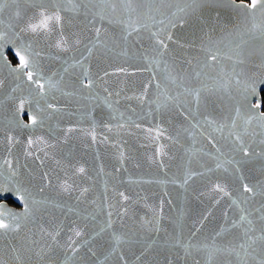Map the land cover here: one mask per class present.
Listing matches in <instances>:
<instances>
[{"label":"water","instance_id":"obj_1","mask_svg":"<svg viewBox=\"0 0 264 264\" xmlns=\"http://www.w3.org/2000/svg\"><path fill=\"white\" fill-rule=\"evenodd\" d=\"M250 2L208 0L202 9L203 22L195 29L191 20L170 29L175 42L169 43L170 55L166 59L170 65L174 63L172 76L179 73L185 77L182 84L179 80L164 81L162 69L147 71L138 55L132 57L133 51L139 54L149 46L147 31L134 41L129 57L116 56L119 48L105 53L98 44L97 50L83 63L93 78L119 67L127 69V73H115L103 81L96 79L92 92L99 93L101 101L106 95L104 88L120 92L119 97L110 98L113 103L109 109L79 90L77 77L82 68L72 65L87 56L86 46L95 42V27H101L102 40L106 38L109 47L120 43L119 27L107 22L101 24L98 17L93 22L92 14L86 15L84 8L78 13L65 12L63 9L71 6L58 0L66 21L63 36L69 49L63 51L56 47L61 39L59 31L47 35L24 30L29 22H35L39 11L53 8L50 0H3L0 35L4 38L0 52L5 59H0V187L8 191L0 193L4 195L0 201L5 205L0 211L5 212L2 218L6 223H11L8 213L24 217L25 202L30 212L20 221L19 231L0 233V264H66V256L72 254L68 245L73 240L77 241L79 251L67 264H195L196 261L204 264L202 254L185 257L181 248L172 246V239L176 236L187 239L196 232L193 242H211L225 223L226 212L229 221L238 218L231 199L240 197L239 174L232 169L228 173L206 171L214 167L213 160L205 155L215 154L209 135L222 152L231 153L234 136L230 137L228 132L231 120L236 119L233 131L241 133L256 151L264 147L258 143L264 138L259 135L264 129L257 127L261 122L254 120L247 126L244 123L247 115L264 113V41L243 27L247 23L246 10L234 7ZM175 10L174 7L163 9L165 13ZM98 11L99 8L93 9ZM256 20L264 22V16L258 14ZM208 36L213 43H207ZM202 40L205 49L201 48ZM238 44L240 49L236 47ZM206 50H211L218 59L209 60ZM238 51H242L243 64L238 63ZM16 52L28 60L34 79L39 77L44 85L43 92L27 79L28 69L23 75L20 73ZM65 67L69 69L67 72ZM50 80L54 87L49 88ZM238 80L241 84L236 83ZM245 83L254 85L256 91L245 93ZM145 87L148 101L155 99L158 91L176 95L183 93L184 88H203L211 92H201L198 108L192 96L184 94L180 100L187 103L181 107L170 104L167 109L156 110L154 104L135 98ZM49 104L53 107L49 108ZM256 105L260 107L257 109ZM249 106L253 111H249ZM236 108L241 109L238 117ZM205 116L215 123L205 124ZM33 118L35 125L31 123ZM220 124L229 127L221 132L217 130ZM246 127L248 134H244ZM69 128L74 130L69 132ZM157 128L164 130V136L158 140L155 139ZM29 139L34 141L31 147ZM158 149L167 153L158 157L163 160V168L150 161ZM80 166L85 168L84 174L75 171ZM187 168L204 171L205 175L194 177L186 188L168 182ZM242 174L252 182L264 179V158L252 157ZM66 180L73 186L69 192L60 188ZM215 183H221L231 198L213 191ZM83 188L88 191L81 195ZM121 192L129 199L123 200ZM10 199L15 204L9 203ZM161 201L159 230H149L152 226L145 225L160 212ZM125 210L126 214L119 215ZM108 213L112 227L101 232L109 220ZM73 229L81 230L82 236L76 237ZM238 232L239 229H234L231 234L217 237V242L224 243ZM46 233L56 235V240ZM113 233L123 237L119 246L113 240ZM113 248H116L114 253ZM120 255L124 260L119 259Z\"/></svg>","mask_w":264,"mask_h":264},{"label":"snow or ice","instance_id":"obj_2","mask_svg":"<svg viewBox=\"0 0 264 264\" xmlns=\"http://www.w3.org/2000/svg\"><path fill=\"white\" fill-rule=\"evenodd\" d=\"M50 2L53 4V8L51 10L45 9L39 11L37 13V17L34 18L35 22H29L24 30L30 31L32 33H43L47 35H51L52 33L59 31L61 34V39L56 42V47L63 51H68V40L63 36V25L66 22L65 17L61 15L62 9L58 6V0H50ZM228 2L232 3V0H228ZM63 3L71 6L70 8H64L63 11L65 12L78 13L81 8H84L86 15L88 13L92 14L93 22L95 21V18L98 17L101 24L107 22V24L115 25L120 29V43H114L112 47H109L107 39L105 38L102 40L101 27H95V42H90V47L86 46L87 56L77 60L75 64L72 65V67L80 65L82 68L80 75L77 77L79 90L87 92L88 99L100 102L107 108L111 109L113 101H111L110 98L113 95L119 97L120 92L117 91L113 93L109 91L108 88H104L103 91L106 93V95L101 101L99 93L93 94L92 89L96 87V79L103 81L104 78L109 75H113L115 73H127V69L124 67H119L113 72L104 71L103 76L93 78L90 73V69L84 68L83 63L88 59V57L93 55L94 50H97L98 44L103 46L105 53H112L115 49L119 48L120 51L115 52L116 56L129 57L130 49L134 47V41L141 39L142 32L147 31L149 33V46L144 48L139 54L133 51L131 53L132 57H136L138 55L139 59L144 61L145 70L147 71L152 72L153 70L162 69L165 73L163 78L164 81L171 80L172 83H176L179 80L182 84L185 77L179 73L175 77L172 76V71H175L174 63L170 65L168 59H166V57L170 55L169 43L175 42L173 33L170 29L175 28L177 24L183 26L184 24L189 23L190 20L192 22L193 28L195 29L198 23L203 22L202 9L206 6L208 0H78V2H74V0H63ZM165 7L168 9H172L174 7L176 10L165 13L163 11ZM234 7L244 8L246 10L247 14L244 19L247 21V23H245L243 27L247 29V32L252 33L254 36L258 35L259 38L264 41V22H257L256 20L258 14L264 16V0H251V2L248 4L242 3L239 5H234ZM95 8H99L100 11L93 12V9ZM2 10L3 0H0V11ZM17 15H19V13H17ZM248 24H250V27H248ZM153 27H155V31L152 30ZM3 38L4 37L0 35V42L3 41ZM76 43H79V40H77ZM207 43H213L211 36L207 37ZM181 47H183V45H181ZM205 47V41L202 40L201 48L205 49ZM236 47L237 49H240L239 44ZM15 55L19 58L20 73L23 75L24 70L28 69L27 79L29 81H33L37 88L43 92L44 85L40 82L39 77L34 79V70L31 69V66L28 60H26L25 56L21 55L20 52H16ZM206 55L211 61H216L218 59V56L213 54L211 50H206ZM241 57L242 51H238L237 60L239 64L244 63V60ZM0 59H5L3 52H0ZM6 63H10V60L6 61ZM68 70V67L64 68L65 72ZM199 75L200 73L197 72L196 76L198 77ZM236 83L241 84V81L238 80ZM54 86L55 85H53L50 80L49 88ZM156 87L159 90L160 83H157ZM202 91H208L210 93L211 89L184 88L183 93H177L176 95H169L167 92L158 91L156 98L148 101L147 87H145L144 91L135 98L140 100L142 103L150 102L156 106V110H160L162 108L167 109L170 104L174 107H181L182 103H187V101L185 100L182 102L180 100V96L186 94L187 96H192L193 102L198 108L201 103ZM243 91L245 93L250 91L255 92L256 89L254 85L249 86L245 83L243 85ZM161 97H163V100H161ZM115 103H118V100L115 101ZM48 107L52 108L53 105L49 104ZM259 107L260 105H256L257 109ZM249 111H253L251 106H249ZM240 112V108L235 109L237 117L240 116ZM254 120L261 122L257 125L259 129H264V113L257 112L255 115H247L244 123L246 126L251 125ZM204 122L207 125L215 123V121L208 116L204 117ZM31 123L33 125L36 124L35 118L32 119ZM131 123L136 127H139V125L135 124V121H132ZM236 123V119L231 120V125L228 132L230 137L234 136L231 153L225 154L222 152L221 149L217 147L215 143H213V137L209 135V143L213 144L215 154L205 153V155H208L214 162V167L207 168V172L223 170L225 173H228L229 170L232 169L235 173L239 174L237 178L240 182L238 188L240 197L237 199H231L232 205H235L238 211V218H234L229 221L227 219L228 214L226 212L225 223L220 226L219 231H217L211 238V242H193L192 237H195L196 232H193L191 237L187 239H182L180 236H176L172 239V246L181 248L185 257L193 256L194 253L202 254L204 258V264H264V179H257L255 182H252L242 174L244 165L247 164L252 157L264 158V147H262L260 151H256L251 144L246 143L241 133L233 131V129L236 128ZM198 125L199 122L197 121L196 126ZM105 126L107 127V125ZM120 126L122 127L123 125ZM225 127H229V125L220 124L217 126V130L222 132ZM73 130L74 129L72 128L68 129L69 132ZM109 130L111 129L109 128ZM244 134H248L247 127L244 129ZM253 135L257 134L253 133ZM259 135L264 137V133H259ZM162 136H164V130L157 128L155 139L158 140ZM167 138L172 139L171 137ZM92 140L94 142L96 140L94 134L92 135ZM33 143V140H28V145L30 147L33 145ZM258 143L260 145H264V138H260ZM28 154L31 155V152ZM160 156H167V153L158 149L156 156L151 157L150 161L163 168V160L158 158ZM238 156L239 158H237ZM190 163L191 160L189 161V164ZM75 171L77 173L84 174L85 168L80 166L76 168ZM203 175H205L204 171H196L194 169L187 168L184 170L182 175L168 182L178 184L180 187L186 188L194 179V177ZM45 178H47V174H45ZM60 188L64 192L73 190V186L69 184L67 180L60 185ZM212 190L223 193L224 195H227L231 198V194L226 191L225 187H223L221 183H215ZM7 191L8 189L0 187V193ZM87 191V188H83L81 190V195ZM119 195L123 198V200L129 199V197H127L123 192H121ZM201 195H204V193H201ZM21 199H23V197H21ZM3 202L4 201H0V209H4L5 207ZM216 202L218 203L219 201ZM162 205L163 201H161L160 212L157 213V216L154 218V220L148 221L145 225V227L152 226L149 228V230H159V219L161 218L163 212ZM29 212L30 209L27 202H25L24 217L19 215H10V213H8V215L11 217V223H6L5 219L2 218L4 217L5 212L0 211V233L19 231L21 227L20 221L27 218ZM124 214H126V210L125 212L119 213L121 216ZM210 214V212L207 213L202 218L201 223L203 220H206ZM108 216L109 220L106 221L105 227L101 228V232L112 227L111 213H108ZM234 229H239L238 234L232 235L231 239H228L224 243L217 242V237H222L225 234H231L233 233ZM73 231L76 237H81L83 234L81 230L73 229ZM46 234L51 236L53 241L56 240V235H52L51 233ZM113 240L115 241L116 245L119 246L123 242V237L113 233ZM68 247L71 249L72 254L70 256H66V264L67 261L73 260L79 251V245L75 240L71 241ZM115 251L116 248H113L112 252L114 253ZM37 254L39 255V253ZM16 259L19 260L20 257L17 256ZM119 259L124 260L123 255H120ZM139 259L140 257L138 256L137 260ZM195 264H200V261H196Z\"/></svg>","mask_w":264,"mask_h":264},{"label":"trees","instance_id":"obj_3","mask_svg":"<svg viewBox=\"0 0 264 264\" xmlns=\"http://www.w3.org/2000/svg\"><path fill=\"white\" fill-rule=\"evenodd\" d=\"M10 56H11V58H12L13 60H15V58L13 57L12 54H10ZM262 95H263V109H264V91L262 92ZM9 203H11V204H15L14 201H13L12 199L9 200Z\"/></svg>","mask_w":264,"mask_h":264},{"label":"flooded vegetation","instance_id":"obj_4","mask_svg":"<svg viewBox=\"0 0 264 264\" xmlns=\"http://www.w3.org/2000/svg\"><path fill=\"white\" fill-rule=\"evenodd\" d=\"M11 54V53H10ZM14 62H16V59L15 60H13Z\"/></svg>","mask_w":264,"mask_h":264}]
</instances>
